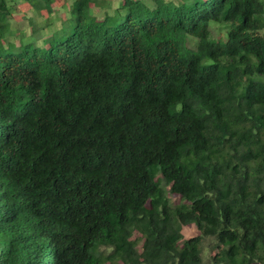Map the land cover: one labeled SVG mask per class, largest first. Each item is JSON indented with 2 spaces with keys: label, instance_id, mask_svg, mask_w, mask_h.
I'll return each instance as SVG.
<instances>
[{
  "label": "trees",
  "instance_id": "16d2710c",
  "mask_svg": "<svg viewBox=\"0 0 264 264\" xmlns=\"http://www.w3.org/2000/svg\"><path fill=\"white\" fill-rule=\"evenodd\" d=\"M59 1L0 0V264H264V0Z\"/></svg>",
  "mask_w": 264,
  "mask_h": 264
},
{
  "label": "rangeland",
  "instance_id": "374dc122",
  "mask_svg": "<svg viewBox=\"0 0 264 264\" xmlns=\"http://www.w3.org/2000/svg\"><path fill=\"white\" fill-rule=\"evenodd\" d=\"M118 0H99V3L103 4L106 3L109 6V10L111 11L116 5ZM71 3V0L68 1H59L55 6H53V13L51 15L47 14H37L31 10L25 5L20 4L17 6L16 9L13 11V19L11 20V27L13 30H20L25 31L27 34L29 33L30 27L32 28H41L38 33H36V30L33 32V35L31 38H37L38 37V45L39 46H47L49 43V39L45 40L47 35H49L51 32L56 30L59 26L62 28L57 31L56 38H59L63 33L69 32L71 30L72 22L66 23V18L68 17V7ZM60 4V7L58 5ZM93 13L99 17L101 16L102 12H100L99 7H92ZM63 21L61 22V20ZM51 23L50 25H46V23ZM46 25V26H45ZM34 34H36L34 36ZM188 45L193 46L194 42L193 40H188ZM171 201L174 203L178 201V197L176 196H170ZM183 238L187 239L189 237L195 236L198 234V231L195 226H185L182 228L181 231ZM136 239H140V236L138 234H134ZM138 246H141V243L138 244Z\"/></svg>",
  "mask_w": 264,
  "mask_h": 264
}]
</instances>
